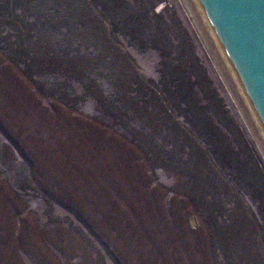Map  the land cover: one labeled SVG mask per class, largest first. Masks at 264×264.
<instances>
[{
    "label": "rangeland",
    "instance_id": "1",
    "mask_svg": "<svg viewBox=\"0 0 264 264\" xmlns=\"http://www.w3.org/2000/svg\"><path fill=\"white\" fill-rule=\"evenodd\" d=\"M0 264H264V127L199 0H0Z\"/></svg>",
    "mask_w": 264,
    "mask_h": 264
},
{
    "label": "water",
    "instance_id": "2",
    "mask_svg": "<svg viewBox=\"0 0 264 264\" xmlns=\"http://www.w3.org/2000/svg\"><path fill=\"white\" fill-rule=\"evenodd\" d=\"M264 127V0H199Z\"/></svg>",
    "mask_w": 264,
    "mask_h": 264
}]
</instances>
